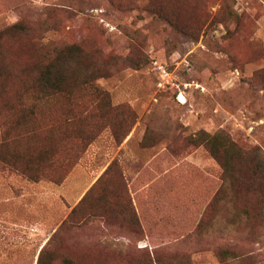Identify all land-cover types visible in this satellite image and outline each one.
<instances>
[{
  "label": "rangeland",
  "instance_id": "374dc122",
  "mask_svg": "<svg viewBox=\"0 0 264 264\" xmlns=\"http://www.w3.org/2000/svg\"><path fill=\"white\" fill-rule=\"evenodd\" d=\"M70 44L108 73L103 99L76 89L85 117L60 126L58 96L29 118L15 93ZM2 60L0 264H264V183L246 191L238 153L264 156V0H0Z\"/></svg>",
  "mask_w": 264,
  "mask_h": 264
},
{
  "label": "trees",
  "instance_id": "16d2710c",
  "mask_svg": "<svg viewBox=\"0 0 264 264\" xmlns=\"http://www.w3.org/2000/svg\"><path fill=\"white\" fill-rule=\"evenodd\" d=\"M150 11L152 12V8ZM82 51L83 50H81L77 44L53 45L49 48L47 47L44 51L42 61L35 66L30 79L23 81L22 88L15 93V105L27 110L29 118L32 119L41 111L55 106L57 103L56 98L58 96L70 100L76 89H82L89 92L95 97L97 103L103 99L102 95L105 91L94 83V79L106 76L108 73L99 74L104 71L100 66L94 68L88 66L87 62L82 57L84 56L83 52L89 56L90 51ZM97 56H99V53ZM116 60L117 58L111 57V60L108 59V63H112ZM127 60L129 64L131 63L132 66L137 68L138 64H134L130 58ZM30 72L31 70L29 73ZM95 74L98 75L91 78V76ZM12 79H14V77L11 70L3 60L0 61V94L8 92V89L12 84ZM24 99L26 102L23 101ZM68 106L69 107L65 111V117L59 122L60 126L67 125L76 118L85 117L92 109V107L82 108L71 100ZM34 131L36 130L31 129L26 132L30 133ZM127 135L128 133L126 132L123 139ZM206 137L207 138L204 140L203 144L209 147L213 153V157L219 161L220 165L223 166L225 170H228L230 168L229 162H222L218 157L216 137L208 134ZM234 146L235 143L230 140V143H228V149H232ZM261 152L262 151L259 147L247 149L240 145L238 146V153L246 160L244 172L248 173V175L246 176V180L242 181V185L245 186L246 191L251 190V188L255 189L259 182L264 183V156ZM49 163L52 164V161L50 160ZM111 167L110 164L103 174H106ZM36 173L37 170H27L25 172L26 175L33 179L36 178ZM59 180L60 179L57 181ZM218 198L219 196L216 193L212 201L207 205V211L211 212V206L213 203L217 202ZM260 202L257 212L261 215L264 209L263 206L260 205ZM211 217L210 213L203 214L196 222L197 224L190 234L195 230H198V228L204 229V225L207 223L205 220H209ZM43 251L44 249L40 251L36 264H44L46 255L43 254ZM152 260L154 261V264H158L157 258L154 257ZM53 263V259L50 258L48 264ZM67 263L69 264V262Z\"/></svg>",
  "mask_w": 264,
  "mask_h": 264
}]
</instances>
